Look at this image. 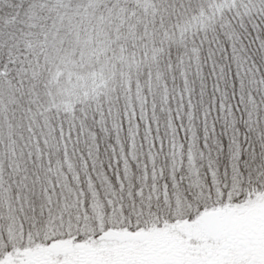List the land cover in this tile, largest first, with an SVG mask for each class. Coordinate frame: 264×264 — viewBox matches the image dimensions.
I'll use <instances>...</instances> for the list:
<instances>
[{"label":"snow or ice","instance_id":"obj_1","mask_svg":"<svg viewBox=\"0 0 264 264\" xmlns=\"http://www.w3.org/2000/svg\"><path fill=\"white\" fill-rule=\"evenodd\" d=\"M0 264H264V0H0Z\"/></svg>","mask_w":264,"mask_h":264}]
</instances>
